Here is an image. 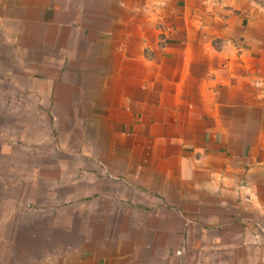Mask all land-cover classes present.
I'll return each mask as SVG.
<instances>
[{
    "label": "crops",
    "instance_id": "obj_1",
    "mask_svg": "<svg viewBox=\"0 0 264 264\" xmlns=\"http://www.w3.org/2000/svg\"><path fill=\"white\" fill-rule=\"evenodd\" d=\"M0 11L17 48L0 85L28 118L14 138L61 140L38 149L44 164L17 150L18 194L3 202L28 223L14 242L41 246L35 264H264V0ZM39 205L68 210L65 223Z\"/></svg>",
    "mask_w": 264,
    "mask_h": 264
},
{
    "label": "rangeland",
    "instance_id": "obj_2",
    "mask_svg": "<svg viewBox=\"0 0 264 264\" xmlns=\"http://www.w3.org/2000/svg\"><path fill=\"white\" fill-rule=\"evenodd\" d=\"M8 14H4L0 11V18L3 16H7ZM0 26L4 25L5 28L0 27V71L3 70V72H6L7 74H12L13 71V67L12 64L7 66V63L3 60V55L6 54L7 56H9V54H11V56H14V52H15V46L13 45V41L12 40H7L8 35H12L9 32H13V30H11V26H13L14 23L8 22L6 20L3 21L2 19H0ZM6 41V43H5ZM17 49V48H16ZM18 50H16L17 52ZM19 54V51H18ZM44 67V66H43ZM5 74V73H3ZM2 88L0 90V264H35L37 262V259H35V255L41 256L42 252L39 251V248L41 249V246H39V248H37L38 246H36V249L31 247L29 242H28V238H25L23 241H20V243H18V241L14 242V236H13V231L14 228H16V224L17 223H22V224H28L25 223L24 220L20 221L17 220L18 222H15V218H16V214L14 213L15 207L11 204H5L3 203L4 200H6L7 197H13L16 196V194L14 191V176H16L18 174V176H20L22 174V171L24 170L23 167H21L22 171L18 170V173L16 174V172L14 171V165L17 164V150H20L21 148H23V151H25L22 155V162H27L29 161L30 158L37 160L38 162L43 161L45 158L43 157V151H41L42 153H39L38 149L43 148L48 149L49 148V144H53L54 145V149L57 150L59 149L58 147H60L61 144V140L55 138V142H48V144L44 143L43 144H38V142L36 144H34L33 146H30V142L27 141H16L15 140V136L18 133H14V126L19 123V122H25L28 121V118L23 117L21 120L17 119L15 117V114L18 115V118L20 116V109L18 108L17 105L19 104H15L13 101V91L15 90V85L13 84V82L4 85H0ZM5 99H7V101H5ZM4 102V103H3ZM26 103L24 110L22 111V115L26 116L29 115V102L26 99ZM31 108H34L35 106H30ZM41 127H43L41 125ZM48 127V126H47ZM49 130V128H48ZM55 130V128H54ZM53 130V131H54ZM42 131V130H41ZM56 132V131H55ZM38 134V133H37ZM46 144V145H45ZM21 145H23L24 147H20ZM51 149V148H50ZM49 150V149H48ZM47 150V151H48ZM38 151V152H37ZM31 152V153H30ZM53 160H58L60 161V163L63 164V162L65 161V159H67V157L63 156V154H60L59 152H54L53 153ZM40 155V156H39ZM33 156V157H32ZM41 157V158H40ZM44 164V161H43ZM47 206L45 205H39L37 208L39 209L38 212L43 211V214H47L50 213L51 215L54 214L55 216V223H65L62 222V219H64V214L68 213L69 211L66 209H62L59 208L58 206H52L51 210H46L45 208ZM50 207V206H48ZM42 209V210H40ZM23 212H34L35 210H31V208L28 207H22ZM20 211V210H19ZM18 211V212H19ZM15 217V218H14ZM6 218V219H5ZM72 223V222H71ZM74 224H76V221L73 222ZM20 226V225H19ZM27 228H29V226H26ZM21 228H23V226H21ZM5 234V235H3ZM16 239H20V238H16ZM22 239V238H21Z\"/></svg>",
    "mask_w": 264,
    "mask_h": 264
}]
</instances>
